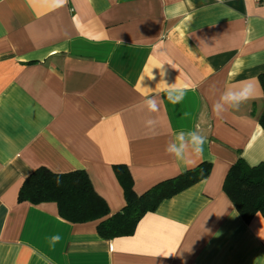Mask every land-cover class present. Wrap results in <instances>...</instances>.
Wrapping results in <instances>:
<instances>
[{
    "label": "crops",
    "instance_id": "1",
    "mask_svg": "<svg viewBox=\"0 0 264 264\" xmlns=\"http://www.w3.org/2000/svg\"><path fill=\"white\" fill-rule=\"evenodd\" d=\"M261 74L264 0H0V264H264V216L244 221L223 191L238 159L264 163ZM242 82L251 98L214 115ZM173 84L187 86L178 104L166 98ZM190 130L207 137L192 166L165 152ZM203 162L207 178L113 239L97 221L62 219L53 202L18 200L38 168L82 170L112 215L126 203L115 166L141 195Z\"/></svg>",
    "mask_w": 264,
    "mask_h": 264
},
{
    "label": "trees",
    "instance_id": "2",
    "mask_svg": "<svg viewBox=\"0 0 264 264\" xmlns=\"http://www.w3.org/2000/svg\"><path fill=\"white\" fill-rule=\"evenodd\" d=\"M259 82L264 91V74L259 76ZM260 122L264 125V112ZM114 170L126 203L120 212L112 215L82 170L57 174L38 168L24 179L18 200L34 205L53 202L62 219L70 223L97 221V234L103 239H113L133 233L141 217L154 211L161 200L207 178L211 164L200 163L173 178L158 182L141 195L134 192L133 180L126 167L117 165ZM223 191L244 221L248 222L256 213L264 216V163L249 166L238 159L225 176Z\"/></svg>",
    "mask_w": 264,
    "mask_h": 264
},
{
    "label": "clouds",
    "instance_id": "3",
    "mask_svg": "<svg viewBox=\"0 0 264 264\" xmlns=\"http://www.w3.org/2000/svg\"><path fill=\"white\" fill-rule=\"evenodd\" d=\"M66 0H52L54 6H62ZM243 87L239 89H226L220 93L219 98L212 105V112L217 117L222 113L231 109H239L240 106L246 103L252 96V85L242 82ZM187 86L184 88H176L175 85L169 86L166 91V98L171 104L180 103L185 96ZM143 104L149 114L157 113L159 111L160 103L162 102L158 96L152 95L151 89L146 88L143 93ZM156 121L153 118H148L145 121L147 127L155 125ZM207 142V137L202 135L198 130L179 131L175 133L171 142L166 145V154L174 157L177 161H181L188 166L194 164L193 157L202 155L204 145ZM61 240L59 234L53 235L50 238L51 245H55Z\"/></svg>",
    "mask_w": 264,
    "mask_h": 264
},
{
    "label": "built area",
    "instance_id": "4",
    "mask_svg": "<svg viewBox=\"0 0 264 264\" xmlns=\"http://www.w3.org/2000/svg\"><path fill=\"white\" fill-rule=\"evenodd\" d=\"M254 2H256V3H259L260 1H262V0H253Z\"/></svg>",
    "mask_w": 264,
    "mask_h": 264
}]
</instances>
